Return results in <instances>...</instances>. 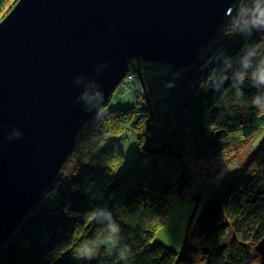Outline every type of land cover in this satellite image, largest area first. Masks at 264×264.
<instances>
[{
    "label": "trees",
    "instance_id": "trees-1",
    "mask_svg": "<svg viewBox=\"0 0 264 264\" xmlns=\"http://www.w3.org/2000/svg\"><path fill=\"white\" fill-rule=\"evenodd\" d=\"M17 1L0 0V22ZM260 3L236 0L218 29L220 38L187 71L177 72L179 78H172L169 66L155 76L161 65L140 63L149 104L142 110L137 101L126 110L104 109L90 119L59 176L76 154L68 168L74 172L54 181L25 215L1 246L0 264H264L255 251L264 239V138L238 177L207 199L180 253L154 241L176 195L172 190L191 173L186 163L219 177L211 163L264 128ZM135 69L134 63L130 74ZM170 80L174 87L163 89ZM164 101L170 110L159 119L156 109ZM97 117L104 120L102 128ZM110 132L135 133L136 144H144L123 177L118 146L99 148ZM109 236L115 246L100 243ZM88 247L94 249L92 259L76 258L77 249Z\"/></svg>",
    "mask_w": 264,
    "mask_h": 264
},
{
    "label": "water",
    "instance_id": "water-1",
    "mask_svg": "<svg viewBox=\"0 0 264 264\" xmlns=\"http://www.w3.org/2000/svg\"><path fill=\"white\" fill-rule=\"evenodd\" d=\"M235 3L17 1L0 22V248L130 67L143 90L141 62L191 67ZM255 251L264 262V239Z\"/></svg>",
    "mask_w": 264,
    "mask_h": 264
},
{
    "label": "rangeland",
    "instance_id": "rangeland-1",
    "mask_svg": "<svg viewBox=\"0 0 264 264\" xmlns=\"http://www.w3.org/2000/svg\"><path fill=\"white\" fill-rule=\"evenodd\" d=\"M263 5H264V0H261L258 9H260ZM231 13L232 11L230 12V14ZM227 18L225 19V21L227 20ZM219 38L220 35H217L216 33L207 46H209ZM167 68L168 67L164 65L155 67L154 68L155 76H160L165 74L168 71ZM189 68L183 69L181 71H187ZM176 75L177 72H175V74L172 75V78L176 77ZM179 77L180 75H178V78ZM170 81H165L164 84L167 85ZM126 84H127L126 82L125 83L122 82L112 93L108 104L105 107H101L100 109H98V111L94 115H96L98 112L103 111L104 109L110 111V110H126L130 108H134L137 104L136 102L137 100L135 99L133 91ZM164 84L162 86L163 89H165ZM171 86H172L171 83H169L167 88ZM169 110H170V101L162 102L157 108L158 118L159 119L164 118L169 112ZM97 121H98L97 124L102 128L104 126L103 125L104 120H100L97 117ZM81 130H83V128ZM84 131L86 132V135L89 134V131L87 130ZM85 137L86 136L82 137V140L85 139ZM263 138H264V128L255 135H253L250 139L235 143L233 146L230 147L227 153L222 154L214 162H212L210 166L212 169H218L220 171L219 177H209L204 174L205 172L202 169L199 170V173L202 172V174L199 175L197 170H194L195 172L193 173L191 171V173L188 174L187 178L182 180V183L180 185L176 184L175 191L176 190L178 191L179 188L180 187L182 188L183 186L184 189H190L192 193L195 195L194 198L199 197L200 201L199 202H197L196 200L185 201L182 199L174 200L170 206L168 215L166 216L163 225L157 230V232L154 235V241L161 244L163 247L167 248L171 252L180 253L181 248L183 247L182 244L185 240L186 232L188 229H190L191 226H194L196 221L199 219V216L202 213V209L204 207L205 202H207V199L213 194L218 193L227 183L233 181L235 178L238 177V175L242 171L244 164L248 162V160L250 159L254 151L257 149L258 144L262 141ZM136 140L137 137L135 133L132 134L129 132H125L123 133V135L120 136L118 134H113L110 132L107 134L104 140L100 142L101 143V145L99 146V148L101 147L100 149H104L108 146H118V148L121 150L124 160L120 165L118 171V175L120 177H123V175L132 165L134 160L143 151L144 144L141 143V145H137ZM76 145L77 142L75 146ZM76 156L77 155L75 154L74 157L70 158L67 165L63 168L61 175L59 176L58 174L57 177L55 178V181L65 180L66 178L70 177V175H72L75 168H73L72 173L68 172L69 170L68 168L70 165L75 163L77 159ZM186 165L187 168L185 169L189 170L191 163L187 162ZM189 199L190 198L188 197V200ZM262 202H264V198L262 199ZM257 244H255V247L257 246ZM251 264L254 263L251 262Z\"/></svg>",
    "mask_w": 264,
    "mask_h": 264
},
{
    "label": "bare ground",
    "instance_id": "bare-ground-1",
    "mask_svg": "<svg viewBox=\"0 0 264 264\" xmlns=\"http://www.w3.org/2000/svg\"><path fill=\"white\" fill-rule=\"evenodd\" d=\"M226 17H229V14H227ZM204 49L199 54V56L203 53ZM130 81L131 82L129 84V88L133 91L135 99L137 100V102L140 103L139 106H138L139 109H141V110L145 109V105H148L149 102H150L148 100V97H147L146 93H145V90L143 91V90L140 89L141 88V86L139 87L140 82H139V85H138V83L135 80H130ZM144 100H145V102H144ZM157 101H159V99H157L156 102ZM156 111H157V109H156ZM189 169L191 171H193V172H195L194 170H196L192 165L189 167ZM197 172H199V171L197 170ZM199 175H201V173H199ZM171 193H175L176 194L175 197L173 198V201L177 200V199H182V200H185V201H193V200H195V198H194L195 195L192 193V191L190 189H184L183 186H182V188L180 187L178 191L177 190L175 191L173 189ZM191 193H192V195H191ZM191 196H193V197H191ZM188 197L190 198L189 200H188ZM199 201H200V199H199Z\"/></svg>",
    "mask_w": 264,
    "mask_h": 264
},
{
    "label": "clouds",
    "instance_id": "clouds-1",
    "mask_svg": "<svg viewBox=\"0 0 264 264\" xmlns=\"http://www.w3.org/2000/svg\"><path fill=\"white\" fill-rule=\"evenodd\" d=\"M261 79H264V76H261L260 77ZM122 83V82H121ZM120 83V84H121ZM113 232H116L117 229L116 228H113L112 229ZM101 244H105V243H109V244H112L113 246H115L116 244V240L109 236L108 239L106 241H100ZM93 255H94V249L91 248V247H88V248H84L83 250H80V249H77L76 253H75V256L76 258H86V259H92L93 258ZM124 254L121 253L120 255V259H124Z\"/></svg>",
    "mask_w": 264,
    "mask_h": 264
},
{
    "label": "built area",
    "instance_id": "built-area-1",
    "mask_svg": "<svg viewBox=\"0 0 264 264\" xmlns=\"http://www.w3.org/2000/svg\"><path fill=\"white\" fill-rule=\"evenodd\" d=\"M129 76L124 80V81H122L123 83H127L126 85H128L129 86V84H130V80H135L136 82H138V80H137V76L136 75H132V74H128ZM178 75V74H177ZM177 75H176V77H174V79H176L177 78ZM169 83H171V87H169V88H167L168 87V84ZM167 85H165L164 84V86H165V89L166 90H169V89H171V88H173L174 87V81H170ZM122 88H124V87H122Z\"/></svg>",
    "mask_w": 264,
    "mask_h": 264
}]
</instances>
